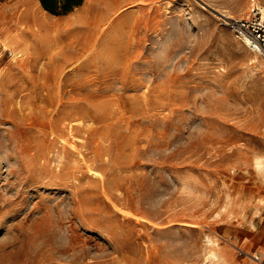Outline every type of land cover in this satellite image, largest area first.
<instances>
[{
    "label": "rangeland",
    "instance_id": "374dc122",
    "mask_svg": "<svg viewBox=\"0 0 264 264\" xmlns=\"http://www.w3.org/2000/svg\"><path fill=\"white\" fill-rule=\"evenodd\" d=\"M99 1L0 0V264H259L258 4Z\"/></svg>",
    "mask_w": 264,
    "mask_h": 264
},
{
    "label": "built area",
    "instance_id": "2783aa9c",
    "mask_svg": "<svg viewBox=\"0 0 264 264\" xmlns=\"http://www.w3.org/2000/svg\"><path fill=\"white\" fill-rule=\"evenodd\" d=\"M224 23L234 32L240 31L248 35L264 54V15L259 7H254L250 13L241 17H225ZM252 257L264 264V252L253 253Z\"/></svg>",
    "mask_w": 264,
    "mask_h": 264
},
{
    "label": "bare ground",
    "instance_id": "6f19581e",
    "mask_svg": "<svg viewBox=\"0 0 264 264\" xmlns=\"http://www.w3.org/2000/svg\"><path fill=\"white\" fill-rule=\"evenodd\" d=\"M119 2H120V0H100L99 1L100 4L98 6L99 8L97 9V12L99 14H101V15L102 14H105L109 8H111V7H117V5L119 4ZM253 3L254 4H258V7L261 9L262 14L264 15V3L260 2V1H257L256 2V0ZM40 6H41V4H40ZM43 10L45 12H47L45 9H43ZM23 13H24V11H23ZM222 13H223V15H227L228 17L231 15L227 11L222 12ZM101 15H99V16L101 17ZM0 17H5L6 18V17H9V15H2V16L0 15ZM20 20H22L24 22H27V23H33L34 22V24L41 25V26H46L48 24V21H47V19H46L45 16L39 15V14L35 13L34 11L33 12L28 11L27 13H25L23 15H20L19 19H17L16 21H20ZM235 35L248 48H250L252 50H255L257 52H261V50L258 47V45L248 35H246L245 33L240 32V31H237V32H235ZM259 163L261 164V162H259ZM212 252H214V251H212ZM211 254L214 255V253H211Z\"/></svg>",
    "mask_w": 264,
    "mask_h": 264
},
{
    "label": "trees",
    "instance_id": "16d2710c",
    "mask_svg": "<svg viewBox=\"0 0 264 264\" xmlns=\"http://www.w3.org/2000/svg\"><path fill=\"white\" fill-rule=\"evenodd\" d=\"M42 7L55 15H64L72 11L75 6L83 3L84 0H39Z\"/></svg>",
    "mask_w": 264,
    "mask_h": 264
},
{
    "label": "crops",
    "instance_id": "0c3cea01",
    "mask_svg": "<svg viewBox=\"0 0 264 264\" xmlns=\"http://www.w3.org/2000/svg\"><path fill=\"white\" fill-rule=\"evenodd\" d=\"M83 3H84V1H83ZM82 4H80L78 6H75V7H80V6H82ZM14 6H16V7H25L26 5L20 6L18 4L16 5V3H4V4L1 3L0 4V7H14ZM26 7H31V6L27 5Z\"/></svg>",
    "mask_w": 264,
    "mask_h": 264
}]
</instances>
